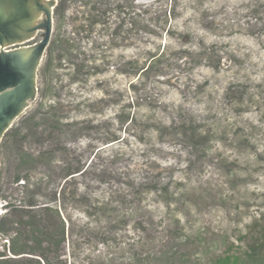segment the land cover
Here are the masks:
<instances>
[{
  "label": "rangeland",
  "instance_id": "rangeland-1",
  "mask_svg": "<svg viewBox=\"0 0 264 264\" xmlns=\"http://www.w3.org/2000/svg\"><path fill=\"white\" fill-rule=\"evenodd\" d=\"M56 2L51 42L38 72V95L20 118L61 104L63 123L76 125L64 130L61 143L54 146V164L71 162L63 154L69 151L76 162L92 161L88 174L77 179L89 193L91 206L85 208L91 216L80 204L68 207L75 233L65 256L69 264H97L114 251L99 243L112 227L102 209L108 202L117 216L129 220L141 208L158 221L166 215L164 199L176 196L250 198L256 206L262 204L264 0ZM95 7L103 14L101 22L86 26L84 18L100 19ZM58 54L67 58L62 68L55 60ZM156 54H162V65L135 74ZM84 58L94 61L93 67L75 75L71 63ZM129 114L133 121L126 119ZM26 146L49 150L50 144L28 138ZM11 166L5 181L17 188L16 203L22 198V182L13 183ZM1 202L0 216L6 212ZM183 211L173 208L171 214L183 216ZM252 211L256 209L229 215L211 203L203 212H187L194 222L203 220L212 229H232L231 223L249 220ZM133 228L130 221L125 229L129 239L120 231L119 241H132ZM157 229L161 237L164 228ZM178 234L182 239L183 228ZM5 238H0V250L8 245ZM70 253L75 257L69 259ZM124 253L116 251L118 258H128Z\"/></svg>",
  "mask_w": 264,
  "mask_h": 264
},
{
  "label": "trees",
  "instance_id": "trees-1",
  "mask_svg": "<svg viewBox=\"0 0 264 264\" xmlns=\"http://www.w3.org/2000/svg\"><path fill=\"white\" fill-rule=\"evenodd\" d=\"M103 1L97 0L99 4ZM123 8L120 7L121 10ZM94 12H98L100 19L88 16L83 19L86 26L101 22L103 14H100L99 8L95 7ZM150 58L149 63L138 66L135 74H148L163 64L162 54ZM55 60L62 68V62L67 58L58 54ZM93 62L84 58L80 63L72 62L69 69L78 75L93 67ZM76 80L73 78L72 82ZM61 112L59 103L38 108L19 118L0 144V200L2 207L6 208L0 216V238L6 237L8 243L4 250H0V264H69L65 258L67 247L74 246L75 242L74 222L68 213L70 203L80 204L84 214L91 216L85 208V205L88 207L91 204L89 193L78 184L77 179L88 174L92 161L89 165L76 162L72 151H69L63 154L66 159L71 157V162L66 160V164H54V146L61 143L64 130L76 125L63 123ZM126 119L133 121V116L129 114ZM28 138L39 144L49 143V150H32L26 146ZM11 165L15 166L16 173L13 183L22 182L18 185L22 189V198L18 203L12 200L17 188L9 184L8 178L5 181L6 167ZM121 200L126 202L124 197ZM211 203L229 215V211L244 210L249 213L253 208L256 211L248 215L249 220L243 221L242 218L236 224L231 223L234 226L232 229L222 226L212 229L203 220L194 222L193 216L187 212L193 208L203 212ZM164 208L166 215L159 221L153 213L141 208H137L128 220L126 215L117 216L109 202L103 204L102 209H105L112 227L104 230L99 243L114 251L107 252L104 261L100 260L101 255L97 256L100 257L97 264H264V198L262 204L256 206L250 198L186 200L176 196L165 198ZM173 208L184 209L183 216L171 214ZM130 221L134 223L132 241L122 243L118 238L119 232L123 231L124 239H129L125 229ZM159 225L164 228L160 232L161 237L157 236ZM189 227L193 230H188ZM182 228L184 234L180 239L178 233ZM118 250L129 253V257L118 258ZM68 256L69 259L75 257L72 253Z\"/></svg>",
  "mask_w": 264,
  "mask_h": 264
},
{
  "label": "water",
  "instance_id": "water-1",
  "mask_svg": "<svg viewBox=\"0 0 264 264\" xmlns=\"http://www.w3.org/2000/svg\"><path fill=\"white\" fill-rule=\"evenodd\" d=\"M44 0H0V144L38 95V72L53 33ZM46 19L36 22L37 13ZM41 35V39L37 37Z\"/></svg>",
  "mask_w": 264,
  "mask_h": 264
},
{
  "label": "bare ground",
  "instance_id": "bare-ground-1",
  "mask_svg": "<svg viewBox=\"0 0 264 264\" xmlns=\"http://www.w3.org/2000/svg\"><path fill=\"white\" fill-rule=\"evenodd\" d=\"M53 1H55V0H44V3L45 4H47V5H49V6H51V2H53ZM51 8H52V6H51ZM46 13L44 12V11H40V12H38L37 13V20H36V22L38 23V22H42V21H44L45 19H46Z\"/></svg>",
  "mask_w": 264,
  "mask_h": 264
}]
</instances>
